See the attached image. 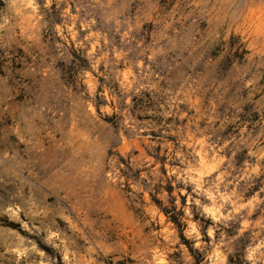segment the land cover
<instances>
[{
    "label": "rangeland",
    "instance_id": "374dc122",
    "mask_svg": "<svg viewBox=\"0 0 264 264\" xmlns=\"http://www.w3.org/2000/svg\"><path fill=\"white\" fill-rule=\"evenodd\" d=\"M0 264H264V0H0Z\"/></svg>",
    "mask_w": 264,
    "mask_h": 264
},
{
    "label": "trees",
    "instance_id": "16d2710c",
    "mask_svg": "<svg viewBox=\"0 0 264 264\" xmlns=\"http://www.w3.org/2000/svg\"><path fill=\"white\" fill-rule=\"evenodd\" d=\"M170 219L172 220V222L177 226V227H180V223L179 221L175 218V217H170Z\"/></svg>",
    "mask_w": 264,
    "mask_h": 264
}]
</instances>
